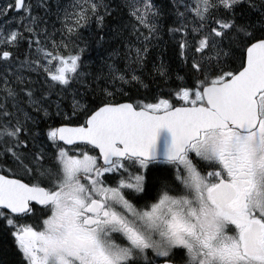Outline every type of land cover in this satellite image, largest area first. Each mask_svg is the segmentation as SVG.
Listing matches in <instances>:
<instances>
[{
    "label": "snow or ice",
    "instance_id": "6c2138e0",
    "mask_svg": "<svg viewBox=\"0 0 264 264\" xmlns=\"http://www.w3.org/2000/svg\"><path fill=\"white\" fill-rule=\"evenodd\" d=\"M0 226L13 264H264V0H3Z\"/></svg>",
    "mask_w": 264,
    "mask_h": 264
},
{
    "label": "trees",
    "instance_id": "16d2710c",
    "mask_svg": "<svg viewBox=\"0 0 264 264\" xmlns=\"http://www.w3.org/2000/svg\"><path fill=\"white\" fill-rule=\"evenodd\" d=\"M3 0H0L2 3ZM91 57H95V52H90ZM16 259L12 246V238L8 233L3 231L2 226H0V262L3 264H13V261Z\"/></svg>",
    "mask_w": 264,
    "mask_h": 264
}]
</instances>
